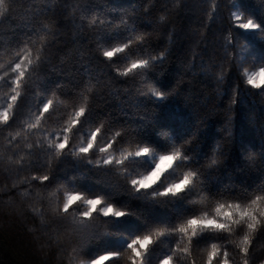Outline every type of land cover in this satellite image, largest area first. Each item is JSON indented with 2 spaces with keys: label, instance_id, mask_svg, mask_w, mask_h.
Segmentation results:
<instances>
[{
  "label": "trees",
  "instance_id": "obj_1",
  "mask_svg": "<svg viewBox=\"0 0 264 264\" xmlns=\"http://www.w3.org/2000/svg\"><path fill=\"white\" fill-rule=\"evenodd\" d=\"M6 3L10 10L0 17V77H5L0 80V111L12 95L9 66L17 52L31 51L33 66L14 105L15 122L0 125V264H80L84 252L88 257L119 253L137 236L156 228L170 230L191 215L210 211L217 202L210 196L244 201L264 189V88L252 89L243 75L246 68L264 67V0ZM233 12L262 28L254 34L232 28ZM115 32L133 43L113 63L102 52L121 43L111 36ZM136 59H148L149 66L121 76ZM150 88L163 93L159 102ZM47 99L54 101L47 119L30 134L27 126ZM80 106L89 114L82 128L69 134L70 148L57 156L48 141L56 140ZM101 124L100 143L82 158L79 148ZM105 140L114 144L107 154L99 151ZM137 146L155 155L130 158L127 167L103 164L105 155L119 158ZM175 149L189 159L177 161L146 192L128 189V172L147 174L159 155ZM188 167L201 173L203 191L198 187L177 197L152 196L165 182L193 170ZM42 175L52 182L32 179ZM72 192L103 196L124 215L94 214L96 219L81 229L72 221L81 218L82 203L66 219L56 211L57 202ZM235 239L204 234L189 254H173L177 237L166 235L150 246L147 264H160L165 254L173 255L171 264H191L192 258L205 264L211 243L229 252L230 264H244ZM127 255L105 264H130ZM247 259L248 264H264V227L254 233Z\"/></svg>",
  "mask_w": 264,
  "mask_h": 264
},
{
  "label": "snow or ice",
  "instance_id": "obj_2",
  "mask_svg": "<svg viewBox=\"0 0 264 264\" xmlns=\"http://www.w3.org/2000/svg\"><path fill=\"white\" fill-rule=\"evenodd\" d=\"M10 10V5L6 3V0H0V17H4ZM163 19V17H161ZM231 27L239 29L243 33H256L262 27L259 23L255 22L252 18L246 17L243 13L233 12ZM117 35L121 43L118 46L111 47L108 50L102 52L104 60L115 63L114 57L117 53H124L125 50L131 51V44L133 43L130 39L126 40V34L122 32H115L113 35ZM122 34V35H121ZM239 35V33L237 34ZM137 40H141L142 37H137ZM113 40V41H114ZM109 43L107 38L104 41ZM162 55V54H161ZM39 60V56L36 57ZM152 60H156V56L151 57ZM33 58L32 53L27 48L17 52L16 60L9 66L11 75L8 76L10 84L8 85L11 89L12 95L9 98L7 107L0 111V125L5 127H11L12 123L15 122L13 115L14 105L21 96V87L27 81L29 73L32 71ZM149 66L148 59H136L133 60L123 71L119 74L127 77L129 74L134 73L138 69H146ZM243 75L246 77V83L252 89L264 88V67H260L256 71H249L245 69ZM5 77H0V80ZM151 95L157 98V101L163 97L162 92H157L153 89H149ZM54 101L47 99L46 102L42 103V107H38L35 113V120L28 124L27 131L30 134L32 130H40L42 124V118L47 119L46 115L49 113V109L53 106ZM89 114L85 106L77 107L67 121L66 125L63 126L57 135L56 140L48 141V149H52L55 155L60 156L67 149L70 148V135H75V132L80 130L81 125L84 123L86 116ZM103 124L100 127H96L91 132L90 136L87 137L86 143L79 148V153L82 158L89 157L94 152V145L100 143V136L102 134ZM19 135V133H17ZM62 137V138H61ZM115 137H121V133L117 131ZM114 148V144L109 140H105L104 145L99 147L101 153L107 154L108 150ZM155 154L146 146H137L133 151H127L121 153L119 158L107 156L103 158V164L105 166L118 165L121 167H127L126 161L130 158L149 156L153 157ZM189 158L182 157L181 152L175 149L167 154H161L155 160L154 169L147 173L132 174L128 172L125 177L126 183L129 185V190L132 192L143 193L153 186L161 182L162 177L165 176L170 170L174 169V165L177 161H184ZM87 163L91 164L93 161L87 159ZM100 163L99 160L96 161ZM216 163L215 160L212 161ZM185 167H187L185 165ZM193 169L184 171L182 175H178V179L172 182H165L162 190L152 193L154 198L162 197H177L180 193L185 191L192 192L194 189L201 187L198 185V180L201 175L199 170ZM33 180L39 179L42 183L47 181L51 183L48 175L33 176ZM201 191L202 187H201ZM210 196V195H209ZM219 195L216 197L210 196L217 202L214 206L210 207V211H205L201 215H191L182 222L174 225L170 230L164 228H156L153 231L146 232L143 235L133 238L128 244L127 248L119 253H107L88 257L86 252L83 253L85 259L80 260V264H105L113 260H119L124 257L127 253V259L130 264H147V254L150 252V246L153 245L154 241L160 237L166 235H172L177 237L176 248L170 249L173 254L184 253L189 254L190 249L195 247L200 237L204 234H216L222 236L228 234L229 236H235V246L239 250L240 254L244 257V264H248V255L250 247L252 246V237L259 228L264 227V189L259 192L248 196L246 200H221ZM82 203L87 207L81 211L80 219H76L73 216V225H78L81 229L86 228L90 220L96 219L94 214H98L102 217H120L124 213L114 209L110 204L105 202V197H86L82 196L80 192H72L66 195L62 201L57 202V214L63 215L64 218L68 215H73L70 212L74 205ZM243 234H240V233ZM79 255V253L77 254ZM229 252L218 246L217 243H211L210 249L207 251L205 264H230ZM76 257H73L75 259ZM173 261V255L165 254L160 260V264H171ZM191 264H196L195 258L191 259Z\"/></svg>",
  "mask_w": 264,
  "mask_h": 264
},
{
  "label": "rangeland",
  "instance_id": "obj_3",
  "mask_svg": "<svg viewBox=\"0 0 264 264\" xmlns=\"http://www.w3.org/2000/svg\"><path fill=\"white\" fill-rule=\"evenodd\" d=\"M249 71H254V70H249ZM255 71H256V70H255ZM154 167H155V163H154ZM154 167H153V169H154ZM153 169H152V170H153ZM152 170H151V171H152ZM151 171H150V172H151ZM83 205H84V204H83ZM84 206H85V208L87 207L86 205H84Z\"/></svg>",
  "mask_w": 264,
  "mask_h": 264
}]
</instances>
